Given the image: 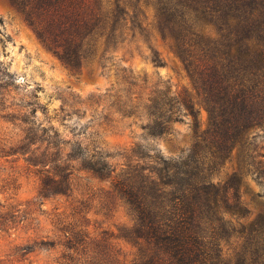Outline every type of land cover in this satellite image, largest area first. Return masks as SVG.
Here are the masks:
<instances>
[{"label":"rangeland","instance_id":"1","mask_svg":"<svg viewBox=\"0 0 264 264\" xmlns=\"http://www.w3.org/2000/svg\"><path fill=\"white\" fill-rule=\"evenodd\" d=\"M153 2L125 0L143 12L146 30L117 42L103 66L70 67L12 0H0V264H130L135 256L124 171L141 163L137 150L177 158L208 126L186 62L152 21ZM199 28L216 32L212 23ZM152 88L192 109L179 104V119L154 136L140 127L143 111L125 107ZM262 118L208 177L237 178L235 189L220 188L231 207L217 209V264H264Z\"/></svg>","mask_w":264,"mask_h":264},{"label":"trees","instance_id":"2","mask_svg":"<svg viewBox=\"0 0 264 264\" xmlns=\"http://www.w3.org/2000/svg\"><path fill=\"white\" fill-rule=\"evenodd\" d=\"M12 1L70 67L92 61L103 66L117 42L146 30L139 8L125 0ZM152 7L160 37L186 62L208 126L177 158L137 150L143 162L124 171L120 182L136 220L137 251L130 264H217V209L231 207L220 188L235 189L237 178L218 185L208 177L235 143L263 123L264 0H154ZM197 21L199 27L214 24L216 32L203 35L194 29ZM121 76L132 82L126 79L131 75ZM127 99L125 107L143 111L140 127L150 136L179 119V104L192 114L184 98L167 89Z\"/></svg>","mask_w":264,"mask_h":264}]
</instances>
